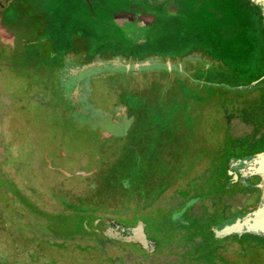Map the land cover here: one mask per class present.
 Masks as SVG:
<instances>
[{
  "label": "rangeland",
  "instance_id": "374dc122",
  "mask_svg": "<svg viewBox=\"0 0 264 264\" xmlns=\"http://www.w3.org/2000/svg\"><path fill=\"white\" fill-rule=\"evenodd\" d=\"M122 2L136 5L137 10L143 7L147 12L162 15L157 25L145 29L152 36L150 41L122 50L134 57L147 52L184 57L188 67L187 76L155 64L137 71L103 69L89 78V103L100 108L105 105L104 100L106 103L113 100L112 94L119 87H129L131 83L139 89H136L135 99L131 100V105L137 109H130L124 138H99L72 124L68 118L69 108L61 107L56 87L45 89L46 103L32 99L33 95L45 96L42 89L47 87L42 85L43 82L55 83V75L50 74L49 82L46 78H42L43 82L37 80L41 87L33 92L31 86L35 85V75L24 68L28 64L49 63L45 61L50 60H44L39 53L45 42L49 44L46 36L52 33L45 35L46 23L36 9L33 10L41 25L34 23L33 26L38 34L31 28L25 29L24 19L10 18L9 7L6 8L8 13H5L4 21L16 34V45L14 48L0 45V88L12 95L2 104L8 106L18 96L21 100L19 103L13 101L12 107H7L0 123V160L6 158L5 152L14 156L4 165L7 175L23 190H27L26 187L36 190L46 208L52 206L49 201L60 203L62 207L56 212H41L16 186L12 191L20 195L29 211L26 219L15 218L11 211L20 209L15 205L8 207L3 196L5 191L0 190V246L10 236L13 239L8 242H18L19 248L21 245L24 249L39 245L48 256L45 264L57 260L56 264H264V238L246 234L217 238L208 230L211 222L193 217L187 229L186 225L175 224L171 218L176 207L182 203L185 207L188 202V206L194 202L197 205L207 202L212 214L218 215V209H223L227 217L238 216L255 207L256 198L248 200L240 194L233 196L224 188L223 180L227 178L224 166L229 152L242 154L249 147L256 151L264 149V78L257 82V87L250 89L233 90L221 85L236 87L259 78L264 74V62L256 61L246 47L243 51L238 49V33L229 25L218 26L216 35L208 33L203 37L204 41L195 46L182 39L180 16L176 12L188 14L193 0H46L42 7L50 11L48 22L54 19L53 26L66 24L69 27L70 23L65 21H78L77 27L67 36L73 35L84 41L71 43L72 49L94 52L110 39L113 44H118L115 41L117 31L107 20L110 12ZM249 15L247 27L254 28L256 19L251 13ZM16 25L18 27L14 28ZM199 31L197 29V33ZM106 49L118 51L112 46ZM197 52L201 53L205 63L195 58ZM32 57L35 59H26ZM57 59L56 55L52 63L58 64ZM38 77L41 79V73ZM138 153L141 161L137 158ZM128 156L141 162L144 172L136 175L138 179L140 176L141 180L153 183L151 196L159 195V185L156 188L155 183L162 176L167 186L174 183L178 196L183 195L167 205V209H161V206L152 210L153 218L146 224L153 240L158 232L161 233V238L157 239V257L152 254L154 252L146 255L132 243L108 242L98 233L103 217H113L121 224L129 225L139 216L137 209L105 207L95 200L100 195L106 201L113 200V190L118 186L116 174L119 173L115 158ZM200 163L202 165L197 169ZM204 163L208 169L205 172ZM129 165L127 160L125 169ZM3 185L8 183L0 182V188ZM170 192L171 189L167 191ZM221 194L225 200L231 199L225 203L218 199ZM251 194L249 197L254 196ZM37 197L33 196L40 201ZM197 197L200 200H192ZM163 198L164 193L159 200ZM63 209L70 212L65 213ZM8 212L14 219L9 218ZM83 232L81 241L87 244L84 252L76 249L78 238L70 237ZM56 234L57 238L51 236ZM195 245L199 248L193 253ZM183 250L190 252L187 258L181 256ZM25 257L29 262L33 260L32 253Z\"/></svg>",
  "mask_w": 264,
  "mask_h": 264
},
{
  "label": "flooded vegetation",
  "instance_id": "af4514ba",
  "mask_svg": "<svg viewBox=\"0 0 264 264\" xmlns=\"http://www.w3.org/2000/svg\"><path fill=\"white\" fill-rule=\"evenodd\" d=\"M41 1L46 4V0H15L13 4L11 3L8 6L9 8L7 7L8 8L7 10H9L8 12L11 13L10 18H12L14 20V18L17 19V17L21 13V10H24L26 7H31V9H36V11L40 14V16L43 18V20L46 23L45 28L43 29L45 35L50 33V32L52 33V35L50 34V35L46 36L48 39V42H49L48 45L52 49L51 52L54 53L55 55H57V58H58L57 60L62 61V63L64 62V59L67 58L68 56L69 57L78 56V57H80V59L82 58L81 61H76L77 63H80V62H83L84 58L92 57V56H95L96 54L103 55L104 51L109 46H112L114 48L116 47L118 49V51H116V53L121 52V53L126 54L128 57L131 56L132 58H136V57H134L133 54L125 52L122 49L124 47L125 48H133L136 46H141V45H144L146 42H148L147 41L148 37H146L147 33H146L145 29L154 23V22L153 23H145L144 22V18L146 17L145 14H149V15H152V14L149 12L137 10L135 7H133L134 5H127L126 7L122 8V9H117V10L111 11L110 12L111 13L110 18H109V20H107V22L109 21V23H111L113 25L114 29H116V31H117L116 34L118 35V37H116L117 39H115V41L118 44H115V43L113 44V42H110L111 41V39H110L108 41V44L101 45V48H95L94 52L81 51L78 49H72L71 43L78 42V41L83 42L84 40L80 39V38H74L73 35H71L70 37L67 36V34L69 32L74 31V28L77 27L75 25V23L77 22L76 24L78 25V21H76V22L72 21V20L71 21H68V20L65 21V22L70 23L69 27L66 24H62L61 26H58L57 24H55L53 26L52 21H54V19H52V21L50 20L51 22H48V17L50 15V13H49L50 11H48L42 7V5L44 6V4H42ZM8 12H5V13H8ZM62 17H65V16H62ZM140 56H142V55H140ZM137 57H139V56H137ZM171 58H173V57H171ZM182 65H183V69H184L185 73L181 74V75L187 76L188 67H186V65H187L186 61L183 62ZM65 82H66L67 91H69L72 96L74 94V98H73L74 100H78L82 103L86 102V103L90 104L89 98L86 99V101L83 100V97L85 95V93H84V89H85L84 79H82L80 76L79 77L78 76H71V75L67 74L66 78H65ZM37 84L38 83H35L34 86H31L33 88V92H34V90L36 91L37 89H39V87H41V86H39V84L38 85ZM119 88L117 89L115 94H112L113 100L108 101V103H106V100H104L106 106L103 105L102 108H100L99 106L98 107L94 106L96 109H99L103 112L115 111L114 112L115 114H113L110 118L105 119V122H104V125H106V127L108 129H110L111 131H113V133L115 134V136L110 137V138H114V137L115 138H124L123 131L125 129V126L128 124V121H129L128 117L130 114V109H133V106L131 105V97H135V95L138 94L136 91L137 87L136 86L133 87V85L131 83L129 84V87L124 86V87H122V89H119ZM45 89L48 90V88L43 87L42 90L45 93L44 94L45 96L43 98L38 97V95H35V96L33 95V96H31L32 99L37 100V101H41L42 103L43 102L46 103L47 100H46V90ZM88 90L90 93V85L88 86ZM137 90H139V89H137ZM89 93H88V96H89ZM11 96H12L11 93L6 92V91L4 92V90H2L0 88V111H1L0 112V115H1L0 116V123L6 115L7 107H12L13 101L17 100V102H18L19 99L21 100V98H18L19 97L18 96L17 98L13 99L12 101L9 100L11 102L8 106H4V104H2L3 101L8 102V97H11ZM65 105L69 108V113H68V118H69L70 113H71V109H72V103L71 102H62L61 103V107L65 106ZM122 107L124 108V110L120 109ZM116 112L118 114H116ZM54 147L58 148L59 146L54 145ZM96 149H97V147H96ZM98 149H99L98 151L101 150L100 148H98ZM260 151H262V150H260ZM260 151H256V150L255 151H249V152H245L242 154H237L235 156L238 158H241V157H244L247 155H252V154L260 152ZM5 154H6V158L4 156V159L0 160L1 161L0 162V173L2 174L1 175L2 178H0V182L1 183L7 182L8 185H3L2 188H0V190H1V192H3L2 189H4V191H5V194H3V196L6 199L5 204H8V207L12 208V206L15 205L16 207H18V209H20V210L15 209V210L11 211V213L14 212L15 218H17V216H18L21 219L22 218L26 219L27 218L26 213H28V211H29L27 209V207L25 206L24 201L21 199L20 195L18 193H14V191H12V189L15 190L16 186L21 189L20 191H23L22 192L23 195H25L26 198L29 199V202L30 201L33 202L34 205L37 207V209L41 212L42 211H46L48 213L56 212V210L58 208L62 207V205H60V203L57 204L56 202L49 201V203H51L52 206H50L49 208H46L44 206L45 204H44L43 200L40 199L39 197H37V194L35 192L36 190H34L32 187H30V188L26 187L27 190H23L20 186H18L16 184V182L13 179H11L7 175V172L4 170V165H6L9 162L7 159H12V158H14V156L10 157L6 152H5ZM137 158H139V160L141 161L142 157H141L140 153H138ZM137 158L129 160L128 162L130 163V165L126 169H125V166L127 165L128 159L127 158H123V159L115 158L116 172H119V173L116 174L118 186L115 190H113V194H114L113 200H115V198L118 197L119 193H124V192L129 193V196L127 199L128 210L137 209L138 211L136 214L139 215V216H136L137 219L135 220V222L133 224H129V225H135L138 220H142L145 223L144 230H145V233L147 235V238L153 240L152 235L151 236L148 235L147 225H146L148 223V221H151V219L153 218L152 210L156 209L157 207H161V206H163V208H161V209H167V205H171L175 201L178 200V193L176 191V188L174 187V183L167 186L166 185L167 182L165 183L164 176H162L163 178L157 177V178H162V179H160L158 183H157V179H156V183H155L156 188H157V184L159 185V187H158L159 195L156 197L151 196L150 195V193H151L150 188L153 186V183L141 180L140 176L138 179V176L136 175V174L139 175L138 172H144V170L141 169V165H140L141 162L137 161ZM229 161H230V158L227 160V162L225 163V166H224L225 172H227V178L225 180H223L224 187L227 190L231 191L233 196H239V194H240V195L244 196L245 198H248V200L251 197L252 198L254 197V199L256 198V202L258 203L260 193H259V190L254 185L259 181V178L256 176L249 177L245 181L244 185L241 184L239 181V178L237 176H234L233 174L229 173V172H234V170H235V168H233L231 171L228 170L227 165H228ZM201 165L202 164L200 163L198 166H196V167H198L197 169H199V167ZM203 166L204 167L206 166L204 169V172L207 171L208 170L207 164L204 163ZM120 172H123V173H120ZM125 178L127 179V182H126ZM170 189H171V192L167 193V191ZM163 193H164L163 200H161V199L159 200V198L161 197V195ZM249 193H252L251 195L254 194V196L249 197ZM33 196L40 199V201L35 200L33 198ZM229 199H231V198H228L227 201ZM113 200H110V202ZM257 203H256V205H257ZM256 205H255V207H256ZM183 207L184 206L182 203L181 205L176 207L171 213V215H172L171 218L177 220L174 223L181 225V226L187 225V222L190 221V213L192 212V206H189L181 214H178ZM4 208H5L4 210L7 213V205ZM10 208H8V211L11 210ZM147 210H150V211L147 213ZM62 211L65 213L70 212L66 209H63ZM248 211H250V210H248ZM9 213L10 212H8L9 218L14 219ZM33 214H34L33 218L35 219V211L33 212ZM241 214H243V213H241ZM4 215H5V213H4ZM185 215H187V216L184 217ZM232 217H235V216H232ZM232 217L231 216L225 217L224 219L220 220L219 222H221L225 219H228V218H232ZM5 218H7V216ZM107 219H114L116 221V223H119L120 225H123L125 227L129 226L126 224H121L120 222H118L116 220V218L108 217V216L101 218L100 224L104 220H107ZM84 235H85L84 232L83 233H76V234H73L72 236L70 235V237H73V240H76L77 238L80 240V241H78V239L76 240L77 241V244H76L77 248L76 249L79 251H82V252H84L87 248V244L85 242L81 241L82 239H84ZM51 236L53 238H57L56 237L57 234L51 235ZM100 236L102 238H104L105 240H107L108 242L123 243L119 240H110V239H108L102 235H100ZM160 236H161V233L158 232L156 234L157 238H154L155 245H156V248L153 251L154 253L147 252L146 250L142 249L137 244H134V245L138 246V248H140L143 252H145L146 255L150 256L152 254H155V257H157V255H159V254H156V252H158V248H159V245L157 244L158 243L157 239L161 238ZM12 239H13V236L7 237V240L5 239L4 245L0 246V264H45L44 262L48 260L47 254L44 252V250L41 247H39V245H34L32 248H29V249H24L21 245V247L19 248V246H17L18 242H16V243H12V241L8 242L9 240H12ZM29 253H32V256H33V260L31 262H29L27 260L28 257H25ZM18 256L21 258L25 257L24 258L25 260L21 259L23 261L22 262L21 260H19L20 258ZM17 257H18V259H17ZM57 262H58V260H57ZM57 262L55 261L52 263L56 264Z\"/></svg>",
  "mask_w": 264,
  "mask_h": 264
},
{
  "label": "water",
  "instance_id": "95a60500",
  "mask_svg": "<svg viewBox=\"0 0 264 264\" xmlns=\"http://www.w3.org/2000/svg\"><path fill=\"white\" fill-rule=\"evenodd\" d=\"M14 1L15 0H0V45L12 48L16 45V34L8 27L7 24H5L6 21H4V19L6 18V8L11 3L13 4ZM250 1L259 9L261 24L264 27V0ZM17 19H20L21 21L24 19V22L26 23V30L31 28L33 31L35 29L33 26L34 23L41 25L40 18L36 16V13L33 9H31V7H26L24 10H21ZM152 21V16H146L144 18L145 23H151ZM12 23L15 25V22L12 21ZM17 27L18 25L14 26V28ZM21 27L22 26H20V28ZM36 32L38 34V31ZM40 50L41 53H39V55L43 59L45 58L44 60L49 59L50 61L47 60L45 62H49L50 64L33 63L25 65L24 68L35 75L33 79L36 81L35 83L38 84H40V82L37 80L42 81V78H46V81L49 82L50 74L55 75L54 84L49 85V83L42 81V85H45L48 89L56 87L58 93L60 94L58 95L60 101L72 103L70 113V121L72 124L88 130L89 132L97 135L99 138H110L115 136L113 131L104 126L105 119L110 118L113 114H115V111L103 112L86 102L82 103L78 100H74V94L72 96L66 88L65 78L67 74L71 76H80L84 79L85 95L83 100L86 101L89 93V78L96 76L98 72L103 69L113 71H137L141 68L157 64L165 70L174 71L180 74L185 73L182 65L186 59L184 57L171 58L169 56H162L149 52L142 56L132 58L131 56L128 57L124 53H116L115 51L106 49L103 55L96 54L95 56L84 58L83 62L80 63H77L76 61H81L82 58L80 59L78 56H68L64 59L63 63L62 61L57 60L56 63L58 62V64H55L52 63V61L55 62L54 59L56 58V55L50 51L49 45L46 42L40 47ZM197 53L198 54L195 58L200 62L202 61V63H205L204 58L200 56L201 53ZM26 59L34 60L35 58L32 57ZM205 59H207V57ZM39 73H41V79L38 77ZM263 78L264 74L247 84L236 87H230L226 84H222L221 86L233 90L250 89L257 87V82ZM56 103L58 102L56 101ZM120 109L124 110L123 107ZM116 114L118 113L116 112ZM227 166L229 171L235 168L234 172L229 173L237 176L240 183L243 185L249 177H258L259 181L254 186L259 190L260 195L256 207L252 210L213 224L210 229L213 231L212 233L214 234V237L222 238L232 235L241 236L243 234H249L251 236L264 238V150L241 158L232 156ZM189 204L190 202H188L186 206ZM185 207L178 214H181ZM173 220L174 222L177 221L176 219ZM144 226L145 223L142 220H138L135 225L125 227L116 223L114 219H107L100 224L98 233L110 240H119L123 243L137 244L147 252H153L156 248L155 241L147 238Z\"/></svg>",
  "mask_w": 264,
  "mask_h": 264
},
{
  "label": "trees",
  "instance_id": "16d2710c",
  "mask_svg": "<svg viewBox=\"0 0 264 264\" xmlns=\"http://www.w3.org/2000/svg\"><path fill=\"white\" fill-rule=\"evenodd\" d=\"M159 1L162 2V0H159ZM142 3H144V1ZM128 5H131V4H128ZM126 6L127 5H125V3L122 2L121 4L116 6V10L122 9ZM133 7H136V5H134ZM141 11L147 12V10L143 7H141ZM149 13H153V11ZM176 13L180 16L179 19H180L181 28L178 27L180 29L179 35L182 39H184L185 41H188L190 45L195 46L199 42L201 41L203 42L204 41L203 37L207 36L208 33L216 35L215 31L218 26L220 27L221 25V26L226 27V25H229L231 28H233L232 31L238 33V37L236 39V42H237L236 44L239 46L238 49L243 51L244 48L246 47L245 49L250 52V55L253 56L256 61L261 62V63L264 62V27L261 24V15L259 13V9L250 0H193L191 11L187 12L188 14H183V12H179V11ZM250 13L255 17L256 22H257L254 28L247 27V23L248 21H250V15H249ZM152 15L155 18L154 23L152 25H157L158 22H160L161 20L160 18L162 15L161 13L159 14L153 13ZM184 25L193 26V27H189V29H186L183 27ZM209 26L211 29L209 28ZM178 28L176 27L177 31H179ZM197 29L200 30L198 33H197ZM183 31H184V35H183ZM259 36L262 37V39ZM146 37H148L147 41H150L152 38L150 34H146ZM163 56H166V55H163ZM133 98L134 97H131V100H133ZM134 106H133V110L137 109ZM124 137H125V134H124ZM249 151H255V149L254 148L251 149L249 147L248 150H245V152H249ZM235 155L237 154L229 152L227 156V160L231 156H235ZM129 156L127 157L128 161L130 159H134ZM125 180L127 182L126 178ZM128 194L129 193L127 192L119 193L118 197H116L115 200L111 202L109 200L106 201L105 198H101L100 197L101 195L96 196L97 198L95 197L94 198L96 201L102 202L101 203L102 205H106L105 207L112 206V207H118V208H125L128 210V206H127V199L129 196ZM180 197L183 198V195H179L178 199ZM224 197L225 196L221 194L218 199H221V201L223 200V202L226 203L227 200H225ZM192 200H200V198L197 197L196 199H192ZM187 207L189 206H186L185 209ZM211 211H212L211 208L207 206V202L203 204L201 203L200 205H197V203L195 204L194 202V204L192 205V212H191L192 215L190 216L191 221L187 222V225L185 228L188 229L190 227V225L192 224L193 217H194V220H197V219L202 220L205 223L211 222L209 223L208 230H211L210 229L211 225L216 224L220 221V220L217 221L219 217H221L222 219L227 217L225 213L223 214V209H220V210L218 209V212H217L218 215L212 214ZM214 217L215 218L217 217V218L212 221V218ZM86 219H88V217H86ZM246 235L251 236L249 234H246ZM198 248L199 247L195 245L192 252L195 253L196 252L195 250ZM189 253L190 252H185L183 250L181 252V256H183V258H187L189 256ZM216 255L220 256L218 252L216 253Z\"/></svg>",
  "mask_w": 264,
  "mask_h": 264
},
{
  "label": "crops",
  "instance_id": "0c3cea01",
  "mask_svg": "<svg viewBox=\"0 0 264 264\" xmlns=\"http://www.w3.org/2000/svg\"><path fill=\"white\" fill-rule=\"evenodd\" d=\"M145 16H152L153 17V21L151 22V23H153L154 22V16L153 15H149V14H145Z\"/></svg>",
  "mask_w": 264,
  "mask_h": 264
}]
</instances>
